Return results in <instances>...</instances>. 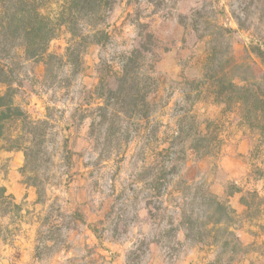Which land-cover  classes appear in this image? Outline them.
Listing matches in <instances>:
<instances>
[{"label": "rangeland", "instance_id": "1", "mask_svg": "<svg viewBox=\"0 0 264 264\" xmlns=\"http://www.w3.org/2000/svg\"><path fill=\"white\" fill-rule=\"evenodd\" d=\"M110 2V38L84 51L71 87L49 91L42 65L22 69L16 103L32 120L49 116L53 130L31 174L23 173L24 153L5 151L0 142V187L21 206L0 214V264H208L213 257L185 239L180 215L170 207L204 190L228 199L241 217L245 208L236 191L264 187L263 157L254 149L260 139L239 114L197 90L218 66L228 65L239 84L264 78V0ZM218 27L229 34L222 36ZM66 39L60 34L49 51L64 53ZM123 55L131 57L129 72L141 74L151 110L126 146L121 133L112 136L119 125L107 123L100 134L82 112L99 102L94 90L101 80L106 90L134 88L132 80L118 85ZM125 96L121 91L110 101L115 110L129 109ZM184 117L186 130L192 127L188 137L175 133ZM197 126L212 136L203 144L185 141ZM163 165L159 176L171 166L176 175L166 177L169 195L152 198L149 174ZM263 223L239 224L243 253L234 264H264Z\"/></svg>", "mask_w": 264, "mask_h": 264}, {"label": "trees", "instance_id": "2", "mask_svg": "<svg viewBox=\"0 0 264 264\" xmlns=\"http://www.w3.org/2000/svg\"><path fill=\"white\" fill-rule=\"evenodd\" d=\"M112 6L110 0H0V142L5 151L24 153V174L35 172L34 167H38L36 162L40 155H44L47 131L53 130L49 116L43 120H32L15 101L17 90L21 88L20 77L24 65L32 62L42 65L41 76L49 91H61L71 87L72 79L80 73L84 51L91 44L100 45L110 38L106 31V20ZM218 29L222 36L229 34L226 28ZM60 34L67 35L64 53L50 52L51 42L57 40ZM130 63L131 57L123 55L119 64L120 71L117 72L120 87L130 80L134 82L130 93L121 89L125 97L130 99L129 109L115 110L113 105L116 103L111 104L110 101L121 92L119 86L114 90H106L102 80L94 90L99 102L95 107L88 105L82 108L84 115L92 121V129L99 127L100 134L107 123L119 125L112 136L121 133L124 138L123 146L139 135L141 125L151 113L147 101L149 92L145 90L141 94V74L130 73ZM216 68H213L211 77L199 82L197 90L213 96L214 102L222 104L228 111L239 114L243 126L260 139L254 149H260V157H263L264 163V78L255 82L242 80L239 84L230 75L228 65ZM70 116L74 117L72 114ZM194 116L196 115L189 116V119ZM184 121L185 117L178 124L175 132L177 136H189L187 132L192 127L189 126V130H186ZM218 135L215 132V139H218ZM210 136V132L197 126L193 139L188 138L185 141L196 140L203 144ZM207 145L202 149H208ZM193 149L199 148L194 146ZM170 150L171 145L160 150L159 155ZM53 157L51 155L50 158ZM70 158L71 156L68 159ZM49 161L47 159L44 162ZM164 167H153L149 174L147 189L152 198L169 195V182L166 177L176 175L175 168L171 166V173L159 176L157 172L163 171ZM263 178L264 172L261 171L260 180ZM185 186L189 191V186ZM236 192L241 195V204L245 208L241 217L231 208L228 199L204 190L193 195L190 201L182 200V204L170 207L180 215L185 239L200 245L205 249L204 253L213 257L208 264H234L236 258L243 253V246L237 236L239 224L244 219L264 221V187L260 191L253 189ZM185 195L184 199H189ZM166 202L164 200L161 204ZM12 211L20 212L21 206L0 187V214L6 215ZM258 229L260 235L264 236V223Z\"/></svg>", "mask_w": 264, "mask_h": 264}]
</instances>
